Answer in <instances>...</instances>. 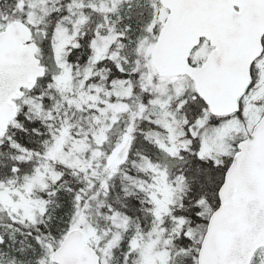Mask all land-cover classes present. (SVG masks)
I'll return each instance as SVG.
<instances>
[{
    "label": "snow or ice",
    "instance_id": "snow-or-ice-1",
    "mask_svg": "<svg viewBox=\"0 0 264 264\" xmlns=\"http://www.w3.org/2000/svg\"><path fill=\"white\" fill-rule=\"evenodd\" d=\"M0 264H264V0H0Z\"/></svg>",
    "mask_w": 264,
    "mask_h": 264
}]
</instances>
